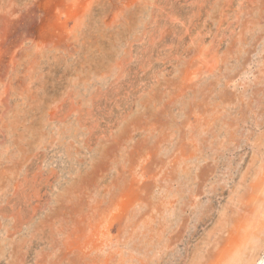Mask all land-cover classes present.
Wrapping results in <instances>:
<instances>
[{
	"label": "rangeland",
	"instance_id": "374dc122",
	"mask_svg": "<svg viewBox=\"0 0 264 264\" xmlns=\"http://www.w3.org/2000/svg\"><path fill=\"white\" fill-rule=\"evenodd\" d=\"M263 231L264 0H0V264H228Z\"/></svg>",
	"mask_w": 264,
	"mask_h": 264
},
{
	"label": "bare ground",
	"instance_id": "6f19581e",
	"mask_svg": "<svg viewBox=\"0 0 264 264\" xmlns=\"http://www.w3.org/2000/svg\"><path fill=\"white\" fill-rule=\"evenodd\" d=\"M100 46V45H99ZM110 55V54H109ZM259 110V109H258ZM261 116V115H260ZM246 179V178H245ZM205 185V184H204ZM72 188V187H71ZM73 190V189H72ZM241 191V190H240ZM240 203V202H239ZM175 207V206H174ZM204 209V208H203ZM219 231V230H218ZM98 232V231H97ZM264 232V231H263ZM258 235V234H257ZM97 237V236H96ZM259 238H255L254 237V239H256L257 241H260V243L259 244H257L258 242L257 241H255V243H253L254 244V246H253V250H254V252H252L251 251V253H253L252 255H251V257H248L247 259H246V257L244 258V254L246 253H244L243 251L244 250H242V251H240L241 249H238V250H236V254H234L235 252L233 251V254L234 255H231V258H230V262L229 261H227L228 262V264L229 263H232V264H234V263H236V262H239V263H241L240 261H243V264H263L264 263V237L260 240V235L258 236ZM208 238V237H207ZM239 248V247H238ZM233 249V248H232ZM251 249V248H250ZM256 249L258 250L257 252H256ZM200 251V250H199ZM231 251V250H230ZM93 253V252H92ZM198 255V254H197ZM230 257V256H229ZM237 264V263H236Z\"/></svg>",
	"mask_w": 264,
	"mask_h": 264
},
{
	"label": "water",
	"instance_id": "95a60500",
	"mask_svg": "<svg viewBox=\"0 0 264 264\" xmlns=\"http://www.w3.org/2000/svg\"><path fill=\"white\" fill-rule=\"evenodd\" d=\"M264 264V263H263Z\"/></svg>",
	"mask_w": 264,
	"mask_h": 264
}]
</instances>
